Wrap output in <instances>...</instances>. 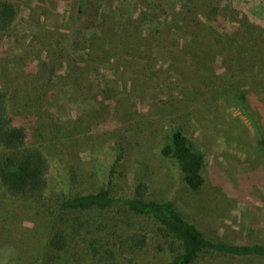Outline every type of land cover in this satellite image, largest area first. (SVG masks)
<instances>
[{
	"label": "rangeland",
	"instance_id": "obj_1",
	"mask_svg": "<svg viewBox=\"0 0 264 264\" xmlns=\"http://www.w3.org/2000/svg\"><path fill=\"white\" fill-rule=\"evenodd\" d=\"M1 1L18 16L0 32V87L46 154V194L96 188L122 155L114 182L126 194L142 185L145 200L175 201L208 238L264 245V52L247 46V77L214 44L238 28L249 33L246 17L264 27V0H192L190 11L185 0H84L77 30V0ZM229 83L233 96L246 91L250 106L221 97ZM22 95L37 103L19 105ZM178 126L205 155L198 193L160 156L164 135ZM124 211L54 218L40 204L11 197L0 182V264H167L160 233L142 250L130 246L140 228L156 229ZM56 232L66 238L61 251L48 243ZM196 264L264 258L212 254Z\"/></svg>",
	"mask_w": 264,
	"mask_h": 264
},
{
	"label": "trees",
	"instance_id": "obj_2",
	"mask_svg": "<svg viewBox=\"0 0 264 264\" xmlns=\"http://www.w3.org/2000/svg\"><path fill=\"white\" fill-rule=\"evenodd\" d=\"M183 4V9L190 11L193 1L185 0ZM84 5V0H77L75 4L77 9L74 30H77V25L85 14ZM215 8H218V5ZM213 11L215 12V9ZM17 16L18 11L12 3L0 0V32H7ZM252 23L246 17L242 25H247L245 30L249 33L238 28L232 35H218L214 43L225 52L230 63H235L246 70L247 77L250 76L248 70L253 68V63L247 65L248 62H246L248 60L253 62V58L245 59L249 55L247 46L250 47V50L255 51L254 53L264 52V42L262 41L264 27L260 28L261 26L258 27ZM182 37L189 41V35ZM193 38L196 39V37ZM193 38L190 43H195ZM73 46L72 43L67 48L71 49ZM231 69L233 72L235 71L233 67ZM248 84L250 82L245 79L244 85L249 89L251 87ZM231 90L229 83L224 89L225 94L222 93L221 97L226 95L227 99H230L233 96ZM25 91L27 92V90ZM10 97L9 93L0 87V182L4 191L11 197L40 204L54 218L61 213L68 212L87 215L109 213L120 215L125 210V213L146 219L156 231L147 227L140 228L137 233L129 237L130 246L136 250H142L148 245L152 234L160 233L166 239L167 251L171 255V260L167 264H196L204 256L212 254L240 259L264 258V245L224 243L206 237L194 224L188 221L175 201L171 199L165 201L145 200L143 198L145 188L142 185L129 188V193L126 194L114 182L122 155L115 156L112 163L104 168L102 183L96 188L77 190L69 185L66 186V192L60 196H49L46 194L49 161L42 146L39 145L40 143L32 137L27 128L19 123L17 117L21 116L23 111L13 110L14 104L12 103L14 102ZM21 97L24 98L19 99L21 106L25 105L29 108L34 107L37 103L36 99L30 98L28 95ZM233 103L247 107L249 102L246 91L241 94L236 93L233 96ZM244 106L242 107L244 108ZM162 111L161 114L167 117ZM59 131L57 137L60 134L63 136V131ZM258 145L264 157L263 137L259 138ZM160 156L177 169L189 192L198 193L202 189L205 155L197 147L195 140L187 136L179 126L170 128L164 135ZM48 243L52 249L61 251L66 245L65 235L62 232H56L50 237ZM104 264L118 263L110 261Z\"/></svg>",
	"mask_w": 264,
	"mask_h": 264
}]
</instances>
